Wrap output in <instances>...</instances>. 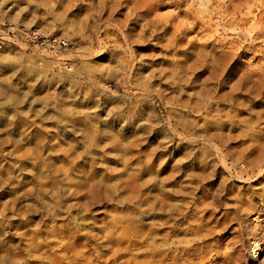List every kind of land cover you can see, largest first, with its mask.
I'll list each match as a JSON object with an SVG mask.
<instances>
[{"label": "rangeland", "instance_id": "374dc122", "mask_svg": "<svg viewBox=\"0 0 264 264\" xmlns=\"http://www.w3.org/2000/svg\"><path fill=\"white\" fill-rule=\"evenodd\" d=\"M0 34V264H264V0H0Z\"/></svg>", "mask_w": 264, "mask_h": 264}, {"label": "built area", "instance_id": "2783aa9c", "mask_svg": "<svg viewBox=\"0 0 264 264\" xmlns=\"http://www.w3.org/2000/svg\"><path fill=\"white\" fill-rule=\"evenodd\" d=\"M10 32H12L14 36L21 38L24 41L35 43L38 46H41L53 53H62L69 46L68 40L66 38L43 34L38 30L23 28L15 29L10 27L6 34L10 36ZM5 43V36L0 34V53L4 49Z\"/></svg>", "mask_w": 264, "mask_h": 264}, {"label": "bare ground", "instance_id": "6f19581e", "mask_svg": "<svg viewBox=\"0 0 264 264\" xmlns=\"http://www.w3.org/2000/svg\"><path fill=\"white\" fill-rule=\"evenodd\" d=\"M138 1H141V0H138ZM138 6V5H137ZM140 7V6H139ZM233 165V164H232ZM235 165V164H234ZM237 166V165H236ZM237 168V167H236ZM242 168V167H241ZM239 171H240V169H239ZM242 172H243V170H242ZM246 172V171H245ZM73 248V247H72ZM73 250V249H72ZM262 250V249H261ZM83 251V250H82ZM82 254V253H81ZM81 254H80V252H78V251H76V255H78V258H79V256H81ZM84 255V254H83ZM74 259H76V258H74ZM88 259V258H87ZM90 259V258H89ZM173 259H174V264H182V262L181 261H179V257L177 258L176 256H173ZM193 261V260H192ZM164 262V261H163ZM92 263V262H91ZM91 263H89V264H91ZM81 264H86V263H82L81 262Z\"/></svg>", "mask_w": 264, "mask_h": 264}]
</instances>
